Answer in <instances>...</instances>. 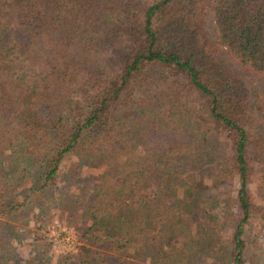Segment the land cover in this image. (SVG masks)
<instances>
[{
    "label": "trees",
    "instance_id": "obj_1",
    "mask_svg": "<svg viewBox=\"0 0 264 264\" xmlns=\"http://www.w3.org/2000/svg\"><path fill=\"white\" fill-rule=\"evenodd\" d=\"M207 11L218 41L203 28ZM217 42L264 71V0H0V264L15 255L8 218L30 195L17 184L35 176L31 189L42 190L65 155L80 153L102 170L86 243L62 264H98V242L171 246L167 256L187 259L192 239L174 236L199 215L214 219L218 198L234 208L228 264L243 262L246 227L264 221V90L251 108Z\"/></svg>",
    "mask_w": 264,
    "mask_h": 264
},
{
    "label": "rangeland",
    "instance_id": "obj_2",
    "mask_svg": "<svg viewBox=\"0 0 264 264\" xmlns=\"http://www.w3.org/2000/svg\"><path fill=\"white\" fill-rule=\"evenodd\" d=\"M203 28L208 37L218 41L216 25L209 11L204 15ZM217 47V56L231 72L240 77L248 92L249 104L253 108L264 90V71L240 65L225 45L217 42ZM78 79L74 82L73 94L79 96L83 94L84 87ZM58 102L63 106L61 99ZM41 111L44 113L45 107ZM226 133V130H222L218 137L222 139ZM99 161V158L85 157L81 153L65 155L60 161L55 180L45 185L42 190L31 189V186L40 183L35 176L26 177L17 184L16 193L22 196L24 192H29L30 195L26 203L8 218L9 225L17 233L9 241L8 250L15 255L8 264L12 260L25 259L28 256L43 258V264H62L60 259L64 253L69 255V263L76 260L78 245L86 243L81 232L90 222L87 208L102 170ZM35 170V167H31L30 175ZM204 181L209 182L207 179ZM249 189V198L253 201L259 200L255 186L251 184ZM140 190L137 188L136 192ZM216 203L210 209L214 219L206 213L207 224L204 225L201 224L204 214L199 215V220L190 229L174 236L175 239H182L186 235L192 239L196 248L193 251L187 249V259L167 256L171 246H162L158 252L150 243L146 247L136 244L124 246L118 251L108 249L105 243H92L91 256L99 261L98 264H116L121 259L131 264H228L230 212L234 208L232 204L228 205L219 198ZM245 241L246 252L241 264H264V221L258 218L250 220L245 231Z\"/></svg>",
    "mask_w": 264,
    "mask_h": 264
}]
</instances>
